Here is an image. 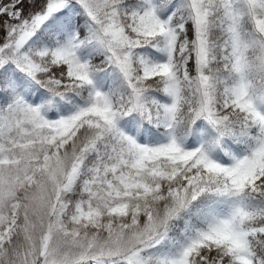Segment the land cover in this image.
I'll return each mask as SVG.
<instances>
[{"label": "snow or ice", "instance_id": "1", "mask_svg": "<svg viewBox=\"0 0 264 264\" xmlns=\"http://www.w3.org/2000/svg\"><path fill=\"white\" fill-rule=\"evenodd\" d=\"M0 264H264V0H0Z\"/></svg>", "mask_w": 264, "mask_h": 264}]
</instances>
